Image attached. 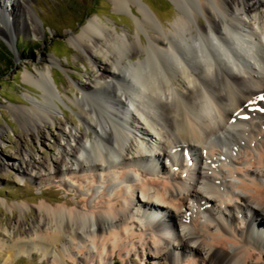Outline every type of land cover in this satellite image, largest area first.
<instances>
[{
    "label": "bare ground",
    "instance_id": "6f19581e",
    "mask_svg": "<svg viewBox=\"0 0 264 264\" xmlns=\"http://www.w3.org/2000/svg\"><path fill=\"white\" fill-rule=\"evenodd\" d=\"M32 1H0V10L9 8L13 19L12 31L0 28L7 41L19 31L41 33L29 9ZM171 1L178 16L166 31L154 30L142 11L141 25L150 33L146 44L96 20L69 38L92 62L95 75L89 72L72 102L84 131L72 134L69 128L67 134L62 127L64 144L55 145L60 156L50 161L54 176L76 174L78 186L86 187L88 197L76 202L85 211L71 208L68 200L54 207L41 202L42 227L23 238L17 229L11 242L0 245L6 254L1 264L33 251L58 264L74 242L82 245V258H70L78 264H86L88 243L99 255L105 252L102 264L115 260V253L126 264L138 252L140 259L149 252L152 264H264V113L247 111L264 108V0ZM124 2L113 0L119 9ZM52 72L48 67L38 77L24 76L43 91L42 107L29 108L27 116L18 111L34 130L53 123L55 111L65 116L48 84L55 85ZM186 149L198 169L183 164L180 152ZM142 153L168 166L148 164ZM223 155L236 167L223 168L220 161L213 167ZM65 161L71 166L62 173ZM34 165L25 160L11 166L26 180L35 179ZM95 184L102 188L98 201ZM169 231L175 238L166 236Z\"/></svg>",
    "mask_w": 264,
    "mask_h": 264
},
{
    "label": "rangeland",
    "instance_id": "374dc122",
    "mask_svg": "<svg viewBox=\"0 0 264 264\" xmlns=\"http://www.w3.org/2000/svg\"><path fill=\"white\" fill-rule=\"evenodd\" d=\"M0 1L8 4L10 0ZM125 1L123 9H119L115 7L113 0H33L29 4V9L35 15L41 33L35 36L19 31L15 34L12 33L8 41L0 35V202L2 203H0V245L11 242L12 234L17 233V229L21 233L17 234L22 238L27 233L38 232V229L43 225L42 216L38 210L41 202H46L54 207L63 205L64 201L68 200L71 202V208L85 211V207L76 202L79 198L84 200L88 197L84 186L85 183L90 182L91 174L84 178V183L80 184L84 188H81L78 186L76 174H73L74 176L71 173L54 176L50 161L60 156L55 145L57 142L64 144L61 139L62 127L64 128L62 131L67 134L69 128H73L72 134L84 131L79 112L72 102L80 97L79 86L86 82L89 72L95 75V68L91 66L92 62L85 53L76 49L68 40L71 36L78 35L89 20H96L114 34L117 32L120 35H128L136 41L140 36L143 43L146 44L150 33L146 31V27L141 25L144 18L142 11L148 13L155 25L154 30L166 31L178 16V10L171 0ZM8 11L9 8L4 11L0 10V28L5 25L9 31H12L13 19L11 15H8ZM198 17L202 23H206L202 14H199ZM254 28L257 26L254 25ZM97 58L104 62V58L100 56ZM48 60L55 64L50 66ZM48 67H52L55 85L51 81L48 84L56 97L55 103L62 109L65 116L60 111H55L53 123H40L39 129L34 130L31 125L22 121L18 111L19 109L23 112L25 110L24 113L27 116L29 108L42 107L43 91L26 83L24 76L38 77V70L43 71ZM27 129L29 130L27 131ZM132 132L137 139L138 133L135 130ZM69 141L72 143L71 137H69ZM83 143L88 145L89 142L83 138ZM144 154V159L148 162L149 158L146 156L149 153ZM25 160H31L36 164L30 172V176L35 177L36 175L35 179L27 178L22 181L16 169L11 166ZM153 160L158 163L155 159ZM160 161L158 165L168 166L167 162ZM116 162L119 164V161L116 160ZM38 163L44 167V171L41 172L38 169ZM69 166H71L69 162L61 163L62 173H66ZM161 175L157 172L153 173L154 177ZM234 181L237 182V180ZM93 187L96 190L100 185L95 184ZM98 190L96 201L100 198L102 188L100 187ZM139 199V196H136L135 202L138 203ZM90 203L93 205L92 201ZM18 205L24 207L22 212L13 208ZM190 206L193 207V204ZM9 208L12 210L9 211ZM172 212L174 211L172 210ZM47 227L48 230L53 229L52 226ZM166 236L175 238V232L169 231ZM66 247L71 249L65 251V257L63 260L59 259L58 264H78L70 258H82L83 255L78 254L82 245L74 242L69 243ZM89 248L90 252L86 254V264L105 262L102 256L105 255V252L99 255V252L90 247L88 243ZM131 254H133L131 262L126 264L153 263L150 260L149 252H144L142 259L139 257V252ZM114 255L115 260L111 261L108 258V264H123L118 254ZM5 258L6 254L0 253V264ZM9 264L54 263L49 256H44L41 251H33L24 256L20 255Z\"/></svg>",
    "mask_w": 264,
    "mask_h": 264
},
{
    "label": "trees",
    "instance_id": "16d2710c",
    "mask_svg": "<svg viewBox=\"0 0 264 264\" xmlns=\"http://www.w3.org/2000/svg\"><path fill=\"white\" fill-rule=\"evenodd\" d=\"M23 49L26 50L25 48H23ZM2 66H5V65L2 64Z\"/></svg>",
    "mask_w": 264,
    "mask_h": 264
}]
</instances>
